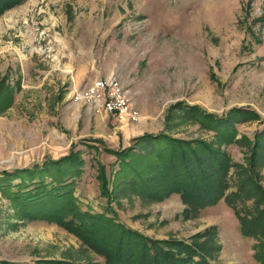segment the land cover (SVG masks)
<instances>
[{
	"label": "rangeland",
	"instance_id": "374dc122",
	"mask_svg": "<svg viewBox=\"0 0 264 264\" xmlns=\"http://www.w3.org/2000/svg\"><path fill=\"white\" fill-rule=\"evenodd\" d=\"M97 82L108 85L97 90ZM110 85L128 100L123 121L98 111ZM263 131L264 0L18 2L0 14V178L22 170L34 178L0 190V264H104L78 234L12 200L40 187L49 197L59 181L81 211L164 242L163 250L193 249L169 252V264L199 253L192 262L264 264ZM175 140L212 149L189 160L188 179L177 174L183 154ZM70 154L79 159L74 178H35ZM101 164L109 198L99 190ZM215 165L223 189L211 179L205 192L217 189L215 205L181 195ZM136 259L128 264H145Z\"/></svg>",
	"mask_w": 264,
	"mask_h": 264
},
{
	"label": "trees",
	"instance_id": "16d2710c",
	"mask_svg": "<svg viewBox=\"0 0 264 264\" xmlns=\"http://www.w3.org/2000/svg\"><path fill=\"white\" fill-rule=\"evenodd\" d=\"M23 0H0V14L3 13L5 10L10 8L13 5L18 4V2H22ZM264 133V131L262 132ZM261 133V135H262ZM226 137H229L231 135V132H225ZM142 138L150 139L149 141H153L156 139H161L163 136H160L159 138L154 136H143ZM146 139H140V141H145ZM173 140V139H172ZM178 144L176 146L177 151L182 155V158L179 159L180 166H177V174H186V170L189 169L185 167V165L189 162V160H193V163L198 162V158L200 154H210L212 149L208 148L209 145L205 143H199V146L194 148L191 147L189 143L181 142L180 140H175ZM133 150V149H128ZM128 151H121V152H115V151H106V153L114 155L121 159L123 156H127ZM117 158V159H118ZM219 158L217 155H213V160L216 161ZM44 171H38V174H35V178L42 177L41 174H49L52 176V174H57L58 176L53 177L54 181H59V179L65 178L68 176H72L74 178L76 175L79 174V159H77L75 156H66L64 159H61L60 161L56 162H49L43 165ZM73 169V170H72ZM221 169L223 167L219 165H215L213 171L207 176L206 179L203 180V183L201 185H192L190 186V190L183 189L181 195L184 196H190L193 198V201H198L200 203H203V206H211L212 204L215 205L218 201L214 202L213 196L217 194V189H214L213 196H206L205 192L207 191L206 187L208 188L209 183L208 180L214 179V181H220V185H217L216 187L220 190L223 189L224 181L221 179ZM46 170V171H45ZM143 171H141L142 173ZM151 174L154 172L150 171ZM36 173V172H35ZM146 173H148L146 171ZM156 172L151 180H154L156 178ZM33 172L31 171H15L12 173H3L2 178H0V190H6L9 189L8 192L13 191L14 188L16 190L19 189L16 185L12 184L16 180L23 179L22 182H25V179L28 177L33 176ZM150 174V175H151ZM39 175V176H38ZM144 175V174H143ZM188 175V173H187ZM97 179L99 181V190L100 194L103 197H108V194H111L108 191V180L106 178V174L104 172V166L101 164L100 167L97 170ZM34 177L30 178L33 179ZM189 178V175L187 176V179ZM210 178V179H209ZM144 179V176H143ZM7 183V184H5ZM195 183V182H194ZM59 186L54 191L53 189L51 191V195L48 197L46 194L49 190L45 189L44 187H40L41 191H44L43 193L35 194L34 195H27L18 193L16 195L13 194L12 200H14V203H16L17 207H20V209L29 216H39L42 218H52L55 220V222L58 223L59 226L66 228L69 232L78 234L79 238L84 241L88 246L91 248L96 249L98 252H101L104 255V264H128L133 260V257H136L138 262L142 259H144L145 264H169L167 255L169 252H176L178 250L180 251H188L189 253L193 252L192 248H181L178 245H175L174 250H163L161 247V244L164 245V242L160 241H152L148 238H145L141 234L137 233L136 231L132 230L131 228L126 227L122 223L113 221L111 218H109L106 215L103 214H91L88 212L81 211L78 207H76L73 203V199L71 198V191L69 193L70 186L67 185L66 187H62L64 184L59 181ZM193 184V183H192ZM16 186V187H13ZM174 187V186H173ZM205 189V190H204ZM71 190V189H70ZM35 190V192H37ZM204 191V192H203ZM41 194V195H40ZM56 194V195H55ZM38 199V201L36 200ZM20 200V201H19ZM204 200V201H203ZM232 202L236 204L237 199L233 198ZM234 204L232 206V210L234 209ZM22 206V208H21ZM236 206V205H235ZM260 206L258 208L260 209ZM68 210V211H67ZM262 212V211H261ZM264 212V211H263ZM73 214L75 215L74 218L76 220L80 221L79 223H76V225L72 224L73 219L70 221L65 220V215L67 214ZM258 215V213H257ZM235 216L237 219L240 220L242 230L244 233H246V225L244 218L240 217V215L235 211ZM249 218V217H248ZM51 219V220H52ZM253 219L249 218V221ZM142 241V244H141ZM167 245V244H166ZM139 248L138 251L136 249ZM200 253L198 255H193L190 259L186 260V264H197L198 262H192L197 261L195 258H199ZM177 259L175 257V260L173 259L172 262L175 261H184L185 259L182 258ZM125 262H124V261ZM159 261V263H158ZM177 264V263H175Z\"/></svg>",
	"mask_w": 264,
	"mask_h": 264
},
{
	"label": "built area",
	"instance_id": "2783aa9c",
	"mask_svg": "<svg viewBox=\"0 0 264 264\" xmlns=\"http://www.w3.org/2000/svg\"><path fill=\"white\" fill-rule=\"evenodd\" d=\"M107 85L97 82L95 87L97 90H100ZM98 106V111L103 112L106 115L117 114L121 121H123V118L128 115V100L125 98L124 94L121 93V90L116 87V85L109 86L107 99L103 100Z\"/></svg>",
	"mask_w": 264,
	"mask_h": 264
}]
</instances>
